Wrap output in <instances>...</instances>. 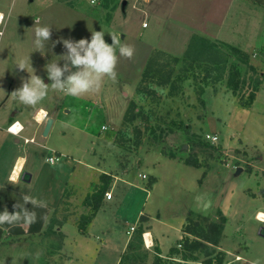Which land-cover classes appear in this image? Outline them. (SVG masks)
Returning <instances> with one entry per match:
<instances>
[{
	"label": "rangeland",
	"instance_id": "1",
	"mask_svg": "<svg viewBox=\"0 0 264 264\" xmlns=\"http://www.w3.org/2000/svg\"><path fill=\"white\" fill-rule=\"evenodd\" d=\"M9 1L10 21L9 10L5 9V21L0 24V31L3 32L0 36V103L5 101L0 104V148L3 147L0 150V212L5 207L10 208L11 189L16 194L20 189L54 206L62 185H66L65 180L75 179V182L80 181V186L79 192L73 195L74 199L70 196L71 188L66 189L59 204L52 209L46 229L38 237L30 240L10 237L0 243V264L66 263L67 255L62 251L63 232L66 230L63 225L67 221L68 224L80 222L81 202L88 194L86 184L100 175L94 170L81 173L85 163L99 170H113L116 166L115 170L124 175L115 191L113 205L105 209V214L124 217L120 227L110 228L108 225L109 230H105L107 234L116 235L109 242L111 248L106 249L110 253V264L116 252L122 249L126 230L134 223V217L144 202L153 213L165 210L168 214L172 211L177 218L173 222L178 223L185 219L189 210L195 217L194 214L200 213L194 210L195 196L200 193L211 196L212 207L206 216L219 221L218 211L226 215L223 246L241 255L232 264H256L257 261L264 264V235L260 234V226L264 224L255 219L260 199L263 200L260 209L264 211V27L258 26V18L264 17V8L247 0H196L192 7L187 0ZM248 9H253V13H247L245 10ZM247 15L251 17L244 27L241 24ZM199 19L205 21L211 33L217 31V38L208 37V30L196 35L216 41L219 53L229 52L222 45L224 42L249 54L248 63L234 55L229 56L227 66L236 63L240 68L237 94L227 86L228 71L216 83H205L213 79L212 76L203 79L206 72L214 67L208 53L207 56L200 55L203 69L197 70V75L191 72L189 77H183L175 84L149 82L152 94L136 92L137 85L134 92L126 94L127 98L122 91L114 92L113 89L107 93L100 89L80 98L50 89L45 100L35 108L19 105L12 95L22 86L21 78L27 79L30 75L16 65L22 59L29 65L31 63L30 72L35 70L45 83H51L44 66L58 60L67 51L62 43L52 47V42L60 37L90 41L93 31H104L105 41L111 44L109 32H119L121 43L131 45L129 38L144 42L142 47L141 44L135 46L139 56L149 43H159L161 47H166L163 51L177 54L185 52L188 43L195 39V34L188 39V28L190 22L200 23ZM36 21L40 26L51 27V40L42 52L35 51L33 45ZM143 22L148 26H143ZM101 25L107 27L99 30ZM125 39L126 42H123ZM57 62L61 67L65 63L62 59ZM211 72L219 73L217 68ZM47 79L49 82H46ZM251 92L255 93L251 104H242L240 97L247 102ZM131 100L136 104L125 120ZM63 105L66 108L56 116L50 132L41 140L38 136L36 142L25 143L28 142L25 136L32 132L34 122L37 123L31 117H36L38 108H59ZM13 111L23 113L27 121L18 135L20 143L10 135V142L5 146L4 133ZM103 112L105 115H102ZM45 124L37 123L40 132ZM98 133L103 134L101 141ZM42 140L46 143H41ZM16 149L18 153L28 155L26 169H30L33 178L30 181L21 180L20 185L14 186L6 184L8 174H5V167ZM63 149L68 151L69 158L76 165L74 176L68 175L71 167L64 160H58L55 166L48 162L49 156H55V150ZM102 155L104 157L101 158ZM193 156L201 162V166L184 161ZM238 167L242 168L240 172H237ZM143 172L158 176L153 195L147 196L149 198H145L146 189L140 191L144 182L139 173ZM3 181L5 184H1ZM80 187H84L82 191ZM137 192L142 199L133 205L132 196ZM250 192L258 196L254 197ZM135 207H139L137 211ZM0 227L3 230L8 228L6 224ZM135 234L136 230L131 240L135 244L134 249L128 250L124 259L121 255L119 264H153L157 255L151 256L143 240L140 244L135 240ZM177 248H181V244ZM195 255L196 259L188 261L183 260L180 253L170 256L176 258L172 259L174 264H204L206 256L203 252ZM232 258V254L225 252L224 264H229Z\"/></svg>",
	"mask_w": 264,
	"mask_h": 264
},
{
	"label": "crops",
	"instance_id": "2",
	"mask_svg": "<svg viewBox=\"0 0 264 264\" xmlns=\"http://www.w3.org/2000/svg\"><path fill=\"white\" fill-rule=\"evenodd\" d=\"M193 1L196 0H187V2H189V6L192 7L194 4ZM252 4H256L257 6L264 8V0H247ZM255 6V5H252ZM8 9L9 10V16H8V22L10 21V1L9 0H0V13H4L3 10ZM193 11V9H192ZM240 11H244L241 10ZM247 13H253V9H248L245 10ZM226 12V11H224ZM264 12V11H263ZM156 16V15H155ZM153 16V17H155ZM251 16L247 15L245 21L241 24L242 26H244V24H248L249 18ZM218 18V17H216ZM254 18V16H253ZM261 19L258 18V22H259V28L264 27V17H260ZM215 19V18H214ZM200 23L193 24L190 22L191 26L188 28V32H189V36L188 39L192 38L193 34H197V33H202L205 32L208 33L206 34L208 37L210 38H217V31H214V33H211L209 30L208 26H205L206 23H204L205 21H201V19H199ZM216 20V19H215ZM189 24V23H188ZM192 25H195L194 27H192ZM143 26H148L146 25V22H143ZM107 26L103 27V25L98 26L99 30H103L105 29ZM245 27V26H244ZM248 28V27H247ZM208 30V31H207ZM117 34H119V32H117ZM203 34V33H202ZM242 36V35H241ZM259 37V36H258ZM127 39H125L123 42H126ZM131 45L135 46H139V44L142 45L144 44L143 41H138L136 38H129V40ZM257 43H259V39H257ZM121 44H126V43H121ZM158 48L163 50V48L166 47H161V45L159 43L156 44H146L144 46V51L142 50V54L139 56V52L136 51L135 49V54L133 56V58L131 60L125 59L123 57H120L118 60V66L116 68L117 70V81L114 83L112 81H110L107 77H105L104 79V86L103 88H101L102 92L107 93L109 92V90L111 91L112 89L114 90V92H117V90L120 92L122 91V93L124 94V97H126V94L128 95V92H134V89L139 81V79L142 76L143 70L146 66V62L152 52L153 49ZM187 48V47H186ZM184 49V48H183ZM141 50V49H140ZM186 50V49H185ZM184 53V52H183ZM182 52H178L177 54L174 53L172 51V54H176V55H180L183 54ZM118 54V51H117ZM46 82H49L48 79L46 80ZM107 84H111V87L106 86ZM122 88V90H120ZM51 92V91H50ZM127 98V97H126ZM5 101H3L2 103L4 104ZM0 103V104H2ZM41 108L46 109V111H48V114L51 113V117L53 118V124L55 123L56 120V116L59 115L61 113V110H63L64 108H66V105H63L62 107H46V106H40L38 108V110H40ZM1 110V109H0ZM37 110V111H38ZM36 111V113H37ZM23 113L21 114L19 111H13L12 115L10 116L9 119V124L7 125L6 129H5V133H4V145L7 146V144L10 142L9 138L10 135L11 136H15V140L16 142L20 143L21 139L16 136V135H12L8 130V127L14 123L15 121H19L21 124H25V121H27L24 117H23ZM102 115H105V113L103 112ZM35 116H32L31 119H34ZM33 125V124H32ZM31 126V125H29ZM51 126V128H52ZM50 128V130H51ZM31 129V127H30ZM49 130V132H50ZM99 134V138L100 141L103 139V134L98 133ZM38 136H40V140L41 137L44 136L43 135V131L40 132L39 127L37 125V123L35 124L34 122V127L32 129V132L30 131V133L25 136V139H28V142L25 143H31V142H36ZM31 138H34V140L32 141ZM41 143H46V142H42ZM3 148V147H2ZM2 148H0V150H2ZM17 152H13L12 154V159L9 160V163L6 164V170H5V174L7 172V177H5L6 184L9 183V178L12 176V171L13 168L17 162V160L19 158H24V165L22 168V171L20 173V182L22 180V173L24 171H28L30 172V169H26V166L28 164L29 161V157L28 155H25L23 153H18V149H16ZM55 156H58L59 159L58 160H64L65 163H68V165H70L71 167V171L68 172V175L70 176H74L76 173V165L72 162V159L69 158V153L66 149L63 150H55ZM50 157V156H49ZM48 157V158H49ZM67 157L70 159H67ZM101 158L104 157V155L100 156ZM175 158V156H174ZM57 160V161H58ZM105 160V159H104ZM180 161H183L180 159ZM117 167L115 166V168L113 170H99L95 167H93L91 164L89 163H85L84 164V169L81 171V173H86L89 170H94V171H98V173H100L98 179H95L94 181H88L86 186H87V190H88V194L86 196H84L83 201L81 202V214H88L90 211V207L85 205L84 200L88 195H91L95 190H98L100 188V186L102 185V181H101V175L102 174H108L110 176L109 179V185L106 189V192H110L112 194L111 198H107L104 195L102 196V200H101V205L99 207V209L95 212L94 216L92 217L91 221L86 225L85 228H81L80 227V223L77 222L76 224H74L73 222H71L70 224H68V221L63 225L65 227L66 230H64L65 232H63L64 234V243H63V247H62V251L67 255V261L65 264H110L109 261L111 260L110 258V253H109V249L111 247H109V242L112 241V239H114V236H116L115 234H110V233H106L105 230H109L108 229V225H110L111 227H120V222L122 220V218H124L123 216L119 217V215L116 214H105V209L106 207H108V205H113V200L115 197V191L119 185V181H121V173L117 170H115ZM79 175L80 172H78ZM146 175V176H144ZM124 176V175H123ZM122 176V177H123ZM139 176L141 177V179H143V186H140V191H143L142 189H146L148 192L145 196V198L147 196L151 197V195H153V191L155 190V186L158 182V176H156L154 173H147L143 172V173H139ZM33 178V173L31 172V179ZM145 179V181H144ZM24 181V180H23ZM66 185H62V189H61V194L59 199L56 201V204L54 206H47V208H37L35 209V211L37 212V221L30 225V226H8L7 229L3 230V228L0 227V243H2L5 239H8L10 237H14L16 239H22V240H30V239H34L36 237H38V235L42 234L44 232V230L47 227L48 221L50 220L51 217V213H52V209L54 207L57 206V204H59L60 200L62 199V195H64V193L66 192V189L68 187L71 188V192H70V196H72V199H74L73 195H75V193H78V188L80 186V181L75 182V179H72L71 181L69 180H65ZM127 182H131V181H127ZM1 184H5V182L3 181ZM10 185H12L10 183ZM17 186V185H16ZM4 188L6 186H3ZM84 188V187H83ZM83 188L80 187V191L83 190ZM90 193V194H89ZM142 193V192H141ZM22 194L23 193L20 189L19 191L16 192L14 191V189H11L10 195L12 197H10V208H9V212L14 211L13 209V205L16 204L18 201L22 202ZM251 195H254V193L250 192ZM258 195H254V197H257ZM147 197V198H149ZM260 198V197H259ZM142 199L140 192L136 193L134 195V197L132 196V200H133V205H136L138 202H140ZM260 203L259 205H257L256 207V211H255V217L256 215L261 211V207L260 205L262 204L261 202H263L262 199H260ZM146 201V199H145ZM9 206V203H6ZM26 207L31 208V205H26ZM140 207V206H139ZM138 207V208H139ZM138 208H134L135 211H137ZM141 209L138 211L136 217H134V223L130 226L129 229L126 230V234L127 237L125 239V241L123 242L122 245V249H119V251L116 252V254L114 255V260L112 261V264H119L120 259H121V255L126 251L128 244L130 243V241L132 240V236L134 234V231H141L142 232V240L144 245L146 246V249H148L149 253L151 256H155V255H160L163 258H170V259H176L175 257H171L170 255L172 254L171 250L172 248H177L178 244H180L182 238L186 235V233L183 231V225L186 222V218L189 214L190 211H187V215L185 216L184 220H180L178 223H174L173 220L177 219L176 215L173 216L172 211H170L168 214L166 213L165 210L162 211H158V213H153L149 208L150 206L147 204V202H144L141 207ZM3 211V209H1ZM263 211V210H262ZM115 211H113L114 213ZM196 213V212H194ZM200 214V213H197ZM223 214V213H222ZM202 215V214H201ZM205 215V214H204ZM44 216H47L48 219L45 220L43 219ZM226 217V215H225ZM264 225L260 226L263 227ZM223 234L224 230H223ZM223 240V235L221 237L220 240V245L218 246V249L225 251L226 253H228L229 255L232 254V260L231 262H229V264L234 263L237 257L241 258V255L238 253V251H230L229 249L225 248L223 246L222 243ZM116 244V243H114ZM108 249V250H106ZM156 250H159V252H157ZM111 262V261H110Z\"/></svg>",
	"mask_w": 264,
	"mask_h": 264
},
{
	"label": "clouds",
	"instance_id": "3",
	"mask_svg": "<svg viewBox=\"0 0 264 264\" xmlns=\"http://www.w3.org/2000/svg\"><path fill=\"white\" fill-rule=\"evenodd\" d=\"M5 21V14L0 13V24ZM104 31H93L90 41L85 38L79 40L64 39L60 37L52 42V47L56 43H62L66 52L59 56L58 60H63V67L58 65V60L47 63L44 67L51 83H45L44 79L29 71L31 63L20 60L16 63L20 70H26L30 75L27 79H22V86L12 92L14 99L19 105L35 108L47 97L50 89L57 93L80 98L86 94L99 92L105 77L116 82V67L120 57L131 60L135 54V47L130 44H121L120 35L109 32L112 43L109 44L104 39ZM51 27L40 26L36 21L34 26L33 45L35 51L42 52L48 41L51 40ZM0 36L3 32L0 31ZM118 50V54H117ZM30 61V59H29ZM32 68V67H31ZM73 68L76 70L73 71ZM67 74V75H66ZM49 114L41 109L37 116V123H45L49 119ZM23 124L15 122L9 132L18 136L23 131ZM55 166L58 161L49 160ZM12 185H20V176L12 175L9 178ZM31 205V208L26 205ZM46 200L39 199L30 194H22V202L18 201L13 205L14 211L9 212L7 207L0 212V226H30L37 221V208H47ZM212 207L211 196L208 193H200L195 196V211L207 215ZM47 220L48 217L44 216ZM257 221L264 224V213H258L255 217ZM259 264V261L256 262Z\"/></svg>",
	"mask_w": 264,
	"mask_h": 264
},
{
	"label": "trees",
	"instance_id": "4",
	"mask_svg": "<svg viewBox=\"0 0 264 264\" xmlns=\"http://www.w3.org/2000/svg\"><path fill=\"white\" fill-rule=\"evenodd\" d=\"M194 40L190 41L187 45V48L183 54L176 55L165 52L161 49L155 48L152 50L147 62L146 66L143 70L141 80L137 84L136 92L138 93H154L150 90L149 82L154 81L159 85H167L168 83L175 84L183 80V77H189V75H197V70L203 69L201 65H203V61H200V55L206 56L208 53L210 55L211 65L214 67L211 68V71L217 68L218 74L214 72L207 71L203 79L207 80L209 77L213 78L208 83H216L222 79L228 71L227 74V86L232 90L234 94L240 89V68L236 63H231L228 67L229 56L234 55L236 58L241 60L244 63L249 62V54L245 52L240 47L229 43H222L223 46H226L229 52L219 53V45L216 41L210 40L203 35H195ZM202 56V57H203ZM198 60V61H195ZM253 69L254 65L251 64ZM179 71L181 73L179 74ZM189 73V74H188ZM255 98V93L251 92L249 94V101L244 102L242 97H240V101L242 104L249 105L251 101ZM136 102L134 100L130 101L129 109L125 114V120L129 117V113L131 107H134ZM175 155H172L174 157ZM189 165H193L196 167L201 166V162L198 161L196 157H188L184 160ZM110 176L108 174L101 175L102 185L98 190H95L91 195H88L84 203L85 205L90 207V211L87 214L81 216L80 227L85 228L86 225L91 221L95 212L99 209L101 205L102 196L106 192V189L109 185ZM190 211L186 222L183 225V231L186 235L182 238L180 244L181 248H172V253H180L182 255L183 260H194L196 259L197 252H203L206 256L204 264H224L225 260V251L217 250L221 237L223 235V229L226 222V217L224 214L218 211L220 216V220H212L210 217L201 214H194ZM142 232L136 231L135 240L138 243H141ZM138 246V245H136ZM135 244L131 241L126 251L122 254V259L125 258V255L128 250H133ZM159 252V250H156ZM121 263V262H120ZM170 258H163L157 254L153 264H174Z\"/></svg>",
	"mask_w": 264,
	"mask_h": 264
},
{
	"label": "water",
	"instance_id": "5",
	"mask_svg": "<svg viewBox=\"0 0 264 264\" xmlns=\"http://www.w3.org/2000/svg\"><path fill=\"white\" fill-rule=\"evenodd\" d=\"M125 3H126V1H124V4H125ZM124 4H123V5H124ZM52 123H53V118L50 117V118L46 121V124H45L44 129H43V135H44V136L48 134V132H49L51 126H52ZM241 169H242L241 167H238L237 172H240ZM30 179H31V173H29L28 171H24V172L22 173V180H24V181H30ZM260 234L264 235V226L261 227V229H260Z\"/></svg>",
	"mask_w": 264,
	"mask_h": 264
},
{
	"label": "bare ground",
	"instance_id": "6",
	"mask_svg": "<svg viewBox=\"0 0 264 264\" xmlns=\"http://www.w3.org/2000/svg\"><path fill=\"white\" fill-rule=\"evenodd\" d=\"M41 109H43V110L46 111V109H44V108H41ZM41 109H40V110H41ZM40 110L37 111L36 116H37V114H38V112H39ZM46 112H47V111H46ZM47 113H48V112H47ZM23 165H24V158H19V159L17 160V162H16L14 168H13L12 175H20V173H21V171H22V168H23ZM259 213H264V211L261 210Z\"/></svg>",
	"mask_w": 264,
	"mask_h": 264
},
{
	"label": "built area",
	"instance_id": "7",
	"mask_svg": "<svg viewBox=\"0 0 264 264\" xmlns=\"http://www.w3.org/2000/svg\"><path fill=\"white\" fill-rule=\"evenodd\" d=\"M35 120H36V117H35ZM15 122H17V121H15ZM14 122V123H15ZM14 123H12L9 127H8V129L14 124ZM103 128H105V126H103ZM21 133V132H20ZM209 138V137H208ZM32 140V139H31ZM210 140V139H209ZM26 141H28V139H26ZM59 159V157L58 156H50L49 158H48V160H55V161H57ZM144 176H146V175H144ZM106 194V197L107 198H111L112 197V194L110 193V192H106L105 193Z\"/></svg>",
	"mask_w": 264,
	"mask_h": 264
}]
</instances>
